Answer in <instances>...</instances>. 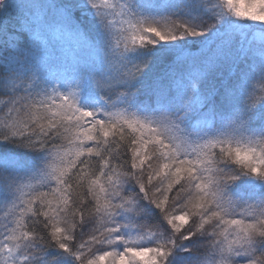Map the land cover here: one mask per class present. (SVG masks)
<instances>
[{
	"label": "snow or ice",
	"instance_id": "snow-or-ice-1",
	"mask_svg": "<svg viewBox=\"0 0 264 264\" xmlns=\"http://www.w3.org/2000/svg\"><path fill=\"white\" fill-rule=\"evenodd\" d=\"M0 264H264V0H0Z\"/></svg>",
	"mask_w": 264,
	"mask_h": 264
},
{
	"label": "rangeland",
	"instance_id": "rangeland-1",
	"mask_svg": "<svg viewBox=\"0 0 264 264\" xmlns=\"http://www.w3.org/2000/svg\"><path fill=\"white\" fill-rule=\"evenodd\" d=\"M0 216H2V213H0Z\"/></svg>",
	"mask_w": 264,
	"mask_h": 264
}]
</instances>
